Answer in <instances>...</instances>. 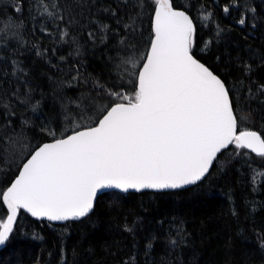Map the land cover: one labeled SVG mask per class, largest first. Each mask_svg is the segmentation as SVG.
<instances>
[{"label": "trees", "instance_id": "obj_1", "mask_svg": "<svg viewBox=\"0 0 264 264\" xmlns=\"http://www.w3.org/2000/svg\"><path fill=\"white\" fill-rule=\"evenodd\" d=\"M171 2L193 19V54L225 82L239 127L264 138V93L258 91L264 85V0ZM55 3L63 20L54 26L39 14L35 0H0V20L22 24L19 44L13 40L8 48L0 42V98L6 94L10 105L0 108V192L20 166V152L5 138L23 133L26 145L49 141L43 129L58 126L61 95L76 96L84 87L72 81L73 75L115 83L117 60L147 51L152 8L134 7L136 0ZM226 5L228 14L223 12ZM208 13L212 17L202 22L200 17ZM241 14L243 26L237 23ZM41 25L51 34L41 31ZM103 25L107 28L101 31ZM61 29L69 31L65 42L59 40ZM13 60L23 70L18 78L12 75ZM68 82L77 87H67ZM117 90L131 94V85L124 80ZM26 95L29 104H21L19 98ZM37 101L39 108L33 112L31 104ZM234 153L232 146L222 151L208 176L187 189L104 193L80 221L53 225L20 211L0 251V264H124L133 257L134 264H264V175H256L264 173V159ZM6 213L0 202L4 219ZM174 239L176 245L171 244Z\"/></svg>", "mask_w": 264, "mask_h": 264}, {"label": "snow or ice", "instance_id": "obj_2", "mask_svg": "<svg viewBox=\"0 0 264 264\" xmlns=\"http://www.w3.org/2000/svg\"><path fill=\"white\" fill-rule=\"evenodd\" d=\"M35 4L54 26L63 20L55 0L51 4L35 0ZM133 6L152 8L147 51L118 59L113 65L115 83L73 75L72 81L84 87L76 96L61 95L58 126L43 129L49 142L26 145L23 133L5 138L11 149L20 152V166L11 185L0 192L7 209L6 219L0 215V245L9 240L20 210L37 220L79 221L93 210L101 190L164 191L197 185L229 146L235 156L255 154L264 159V138L239 127L225 82L195 58L193 19L174 9L170 0H136ZM15 11L21 12V7ZM223 12L228 14L230 6ZM211 17L208 13L200 19L208 22ZM237 23L245 25L243 14ZM21 27L11 18L0 20V42L8 48L13 40L19 44ZM106 28L101 26V31ZM41 31L51 34L43 25ZM65 37L69 31L61 29L59 40L65 42ZM89 38L94 33L89 32ZM120 44L126 51L125 41ZM75 52L80 54L79 47ZM12 64V75L18 78L23 70L15 60ZM124 80L131 85V94L117 90ZM67 87L77 84L68 82ZM258 91L264 93V85ZM6 100V94L0 98L5 110L10 107ZM19 102L29 104L30 96ZM38 108L39 101L31 104L33 112ZM124 264H134V257Z\"/></svg>", "mask_w": 264, "mask_h": 264}, {"label": "water", "instance_id": "obj_3", "mask_svg": "<svg viewBox=\"0 0 264 264\" xmlns=\"http://www.w3.org/2000/svg\"><path fill=\"white\" fill-rule=\"evenodd\" d=\"M170 2H171V0H170ZM172 3V2H171ZM174 9H176V10H181V9H178V8H174ZM46 142H49V141H46ZM43 143H45V142H43ZM225 151V150H224ZM212 169V168H211ZM211 171V170H210ZM210 173V172H209ZM16 175H18V172H17V174ZM208 176V175H207ZM206 176V177H207ZM16 177V176H15ZM15 177H14V179H15ZM205 177V178H206ZM14 179L11 181V183L14 181ZM204 180V179H203ZM202 180V181H203ZM11 183L9 184V186L11 185ZM200 183V182H199ZM8 186V187H9ZM194 186V185H193ZM189 187H192V186H188V187H186V188H183V189H187V188H189ZM183 189H178V190H183ZM178 190H164V191H154V190H142L141 192H136V191H134V190H129L128 192H121L120 190H118V189H108V190H101L99 193H98V195H97V197H96V199L94 200V207H95V204H96V201H97V198L100 196V195H102V194H104V193H108V192H118V193H121V194H127V193H142V192H167V191H178ZM6 208V207H5ZM94 209V208H93ZM21 212H23V210H20ZM93 211V210H92ZM91 211V212H92ZM91 212L89 213V215L91 214ZM24 213V212H23ZM26 214V213H25ZM26 215H28L29 217H31L29 214H26ZM32 219H36V218H34V217H31ZM85 218V217H84ZM84 218H82V219H84ZM82 219H80V220H82ZM37 220V219H36ZM79 220V221H80ZM42 221H45V222H48V221H46V220H42ZM67 221H64V222H48V223H50V224H53V225H62V224H64V223H66ZM15 223H16V221L14 222V224H13V229H14V226H15ZM11 235V234H10ZM6 244V243H5ZM5 244L4 245H0V251H1V249H3V247L5 246Z\"/></svg>", "mask_w": 264, "mask_h": 264}, {"label": "bare ground", "instance_id": "obj_4", "mask_svg": "<svg viewBox=\"0 0 264 264\" xmlns=\"http://www.w3.org/2000/svg\"><path fill=\"white\" fill-rule=\"evenodd\" d=\"M2 250V249H1Z\"/></svg>", "mask_w": 264, "mask_h": 264}]
</instances>
